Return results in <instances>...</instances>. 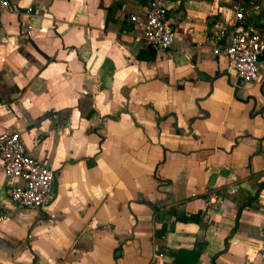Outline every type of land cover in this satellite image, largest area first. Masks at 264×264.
<instances>
[{"label":"crops","instance_id":"1","mask_svg":"<svg viewBox=\"0 0 264 264\" xmlns=\"http://www.w3.org/2000/svg\"><path fill=\"white\" fill-rule=\"evenodd\" d=\"M9 1L0 133L17 131L56 176L49 205L19 207L0 155V264L257 262L264 53L260 79L237 84L210 36L264 27V0H165L172 44L150 58L147 0Z\"/></svg>","mask_w":264,"mask_h":264},{"label":"built area","instance_id":"2","mask_svg":"<svg viewBox=\"0 0 264 264\" xmlns=\"http://www.w3.org/2000/svg\"><path fill=\"white\" fill-rule=\"evenodd\" d=\"M10 9L9 0H0V15ZM236 16L241 20L244 17L243 10L237 11ZM131 18L135 20V16ZM140 26L147 44L154 49L171 46L173 32L165 0H147L146 13ZM210 38L215 41L213 52L223 53L239 77L249 82L260 79L264 27L243 25L240 21L233 26L229 39H223L221 34H213ZM196 44L200 45L202 41ZM0 155L4 172L22 181L5 188L8 199L19 207L32 210H41L49 205L53 197L55 169L27 153L19 133L12 129L0 133ZM9 212L6 205L0 202V222ZM251 264H264V237L259 247L258 261Z\"/></svg>","mask_w":264,"mask_h":264},{"label":"trees","instance_id":"3","mask_svg":"<svg viewBox=\"0 0 264 264\" xmlns=\"http://www.w3.org/2000/svg\"><path fill=\"white\" fill-rule=\"evenodd\" d=\"M245 1H249V0H245ZM151 49H152V53H150V54H145V51L139 52V54H138L139 57H141V58H150L154 54V48L151 47ZM153 207L156 209V207L154 205H153ZM188 216L190 218H192L193 220H198L199 214H198V212L197 213H191ZM178 218H183L184 219L185 215L178 216ZM164 230H165V225L161 224L160 227H158L156 229V234L157 235H161Z\"/></svg>","mask_w":264,"mask_h":264},{"label":"water","instance_id":"4","mask_svg":"<svg viewBox=\"0 0 264 264\" xmlns=\"http://www.w3.org/2000/svg\"><path fill=\"white\" fill-rule=\"evenodd\" d=\"M30 42L35 47V49H37L39 52H41L40 49L35 45V43H33L32 41H30ZM243 82H244L243 79L241 77H239V80H238L237 84H241Z\"/></svg>","mask_w":264,"mask_h":264}]
</instances>
